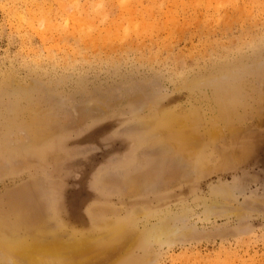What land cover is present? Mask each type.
<instances>
[{
  "label": "rangeland",
  "instance_id": "1",
  "mask_svg": "<svg viewBox=\"0 0 264 264\" xmlns=\"http://www.w3.org/2000/svg\"><path fill=\"white\" fill-rule=\"evenodd\" d=\"M0 218L89 264H264V0H0Z\"/></svg>",
  "mask_w": 264,
  "mask_h": 264
},
{
  "label": "bare ground",
  "instance_id": "2",
  "mask_svg": "<svg viewBox=\"0 0 264 264\" xmlns=\"http://www.w3.org/2000/svg\"><path fill=\"white\" fill-rule=\"evenodd\" d=\"M164 117L165 118L162 120V124L163 123L167 124V126L170 127V124L172 123L170 121V118L168 116L167 117L164 116ZM173 118H176L177 121H179L178 118L180 117H175V115H173ZM174 140L177 141L178 139H174ZM178 141H179L178 147L183 146L185 143V139H183V137L181 138V140ZM174 145L175 144L173 143V146ZM11 200L12 201L10 202V207H9L10 211L19 213L23 218V216H25L24 212L27 210V205L24 200V194L22 192H17L15 196L13 195ZM120 222L107 221L106 231L103 234L104 236H99L102 234L94 235L95 238L97 237H106L109 239L118 238L120 235L119 233L120 227H122L124 224L128 225L129 221H126L127 223H125V221H120ZM166 224L167 223H165V225ZM8 227L9 225L7 220H4V218H0V255H2V258L7 260L9 264H89L88 259H83V257L82 259L80 258L82 255L81 253L82 251L84 252L90 251L92 246L91 244L87 245V242L89 240H83V242L75 241L74 239L71 238L68 240H64L62 239L63 237L57 234L48 237L43 235L39 236L38 232H42V230L38 228H34L33 232L31 233V235L33 233L34 235L31 237L30 241L20 240L15 243L13 242L15 236L13 235L12 230H10ZM169 236L171 237L172 235H170L169 233ZM170 237L169 239H171ZM123 242L125 241L123 240ZM121 244L122 242L120 243V245ZM89 253H87V255Z\"/></svg>",
  "mask_w": 264,
  "mask_h": 264
}]
</instances>
